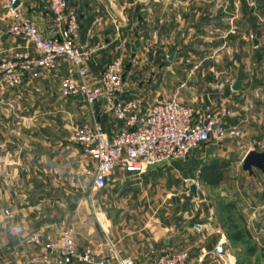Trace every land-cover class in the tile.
Returning <instances> with one entry per match:
<instances>
[{"label": "crops", "instance_id": "crops-1", "mask_svg": "<svg viewBox=\"0 0 264 264\" xmlns=\"http://www.w3.org/2000/svg\"><path fill=\"white\" fill-rule=\"evenodd\" d=\"M18 1L17 11L41 37L58 35L48 0ZM154 1L142 0L140 4L134 0H67L68 10L77 17L79 37L74 44L86 53L89 83L97 84L106 64L120 57L124 67L128 63L123 91L138 90V94L127 95V99L140 100V116L152 104L147 90L141 91L135 80L149 76L150 70L135 72L134 63L130 62L145 56L147 46L162 41L169 22L160 9L156 11ZM184 10L181 15L184 13L185 16ZM181 15L176 16V22L183 24ZM10 22L0 0V61L24 49V43L9 33ZM66 77L73 78L74 70L67 60L59 59L53 69L40 68L25 74L18 87L9 88L0 83V264H45V260L52 264L65 228L72 230L79 250L88 248L106 258L127 257L133 264H153L163 252L181 250L184 246L190 249L192 260L201 264H235L226 260L224 248L225 255L213 254L219 242L207 250L201 241L205 232L197 228L188 209L183 218L168 216L169 210L178 212V207L168 204L167 186L155 183L166 173L162 168L142 174L140 180L146 182H132L133 175L120 166H116L109 176L117 180L119 175L127 177L126 182H117V190H127L133 202L136 191L143 192L140 199L146 198L143 201L151 208V215L144 219L132 216L136 210L123 205L121 199H113L114 205L105 209L103 193L107 184L102 190L92 189L94 159L86 155L80 145L70 142L69 132L75 123L87 121L92 116L98 118L109 137L123 130L125 125L114 117L102 98L85 111L82 102L62 96L60 84ZM237 81L243 83L240 91L230 87L211 95L204 92L201 98L204 97L206 103L228 107L229 117L225 124L244 128L245 137L241 143L245 145L249 140L257 139L251 133L261 130L257 111L261 110L258 106L264 101V92L247 86V78ZM13 142L33 145L31 149L26 146V150L21 151L10 145ZM248 150L245 146L241 161ZM216 155L210 156L215 158ZM190 156L189 153L182 161ZM83 172L88 174L87 182L80 179ZM190 181L195 182L181 181L185 184V195L196 199L199 186L195 182V197L189 193ZM178 195L177 201L190 203L188 198ZM4 210L11 213L12 219L4 215ZM14 223H29V233H41L42 240L28 243L10 236L6 227ZM222 237L224 235L218 239Z\"/></svg>", "mask_w": 264, "mask_h": 264}, {"label": "rangeland", "instance_id": "rangeland-1", "mask_svg": "<svg viewBox=\"0 0 264 264\" xmlns=\"http://www.w3.org/2000/svg\"><path fill=\"white\" fill-rule=\"evenodd\" d=\"M134 1H139L140 4L142 2ZM154 2L155 9L158 8L156 11L159 12L160 9L163 15L168 16L166 33L161 42L157 40L153 43L155 38L152 39L153 44L147 46L145 56H138L135 62H130L134 63L135 72L150 70L149 76H140L135 81L141 91L147 90L151 104L176 99L198 109L208 104L204 97L201 98L204 92L211 95L212 92L230 89L225 84L226 80L234 83L242 78H247V86L264 92V13L256 7L254 0ZM183 9L185 16L184 13L181 15ZM180 15L184 17L183 24L176 22V16ZM251 37L259 41L256 47L253 46ZM166 54L171 56L170 60L166 58ZM126 65L124 67L123 63V77ZM0 83L6 86L1 79ZM218 83L222 84L220 90L214 88ZM82 104L84 110L88 111L89 107L83 101ZM211 105L218 107L212 103ZM258 107L261 109L257 113L261 119L262 131L251 133L257 139L249 140L244 145L241 143L245 137L244 128L238 127L242 131V139L201 144L191 150L189 159L163 167L162 170L166 173L155 181L167 186L168 204L178 207V212H175L176 209L169 210L168 216L181 218L188 209L197 228L205 232L201 241L207 250L219 242L227 253L226 260H232L235 264H264V174L253 168V174L249 175L242 170L240 160L245 146L248 147L251 142L257 144L251 150L264 151V101ZM76 124L69 132L68 138L72 143H75L71 139L72 132L80 123ZM10 145L24 151L26 146L31 149L33 144L13 142ZM213 153L217 154L215 158L210 156ZM212 164L221 172V180L216 186L206 185L199 178L201 170ZM110 178L103 193L105 209L114 205L111 202L113 199H121L123 205L136 210L132 216L144 219L151 215V208L143 201L146 198L140 199L143 192L136 191V200L133 202L127 190H117V182H126L127 177L119 175L118 180L113 176ZM132 178L135 183L146 182L140 180L141 175H133ZM80 179L87 182L88 174L83 172ZM182 179L198 183V198L185 195L186 188ZM178 194L188 198L190 203L177 201ZM116 203L119 204L118 201ZM29 225L21 224L22 235L12 234L8 225L6 231L10 236L26 242L24 236L30 232ZM220 235L224 237L218 239ZM181 249L186 250L192 258L189 248L184 246Z\"/></svg>", "mask_w": 264, "mask_h": 264}, {"label": "built area", "instance_id": "built-area-1", "mask_svg": "<svg viewBox=\"0 0 264 264\" xmlns=\"http://www.w3.org/2000/svg\"><path fill=\"white\" fill-rule=\"evenodd\" d=\"M53 15V26L58 35L41 37L35 27L17 9L11 7V0H2V7L11 18L9 33L24 43V49L0 61V79L9 87L20 86L22 77L36 69H53L59 59L67 60L74 70V77L61 80L60 93L67 97L81 94L83 103L91 107L104 99L109 110L125 128L109 137L98 118L92 116L80 123L72 132L71 139L80 145L84 153L94 159L91 172L92 189L102 190L116 166L133 175H142L151 169H160L185 159L191 150L204 143H219L225 139H242V131L236 126H226L229 111L225 106L214 107L211 103L196 109L176 99L153 103L140 116V100H120L123 86V62L120 57L106 64L97 84L88 81L89 70L85 65L86 53L75 46L79 37V26L74 12L68 10L67 0H48ZM29 47L32 50H29ZM226 85L233 84L225 81ZM220 90L222 84H215ZM249 143L248 149L255 148ZM1 150V149H0ZM4 215L12 219L11 213ZM14 235H22L21 224L10 227ZM25 240L38 243L39 232L29 233ZM49 240V238L47 239ZM60 246L52 264H133L127 257L106 258L94 254L90 249L79 250L72 230L65 228L59 238ZM45 264L48 262L45 260ZM153 264H201L194 261L184 250H169L159 255Z\"/></svg>", "mask_w": 264, "mask_h": 264}, {"label": "water", "instance_id": "water-1", "mask_svg": "<svg viewBox=\"0 0 264 264\" xmlns=\"http://www.w3.org/2000/svg\"><path fill=\"white\" fill-rule=\"evenodd\" d=\"M19 6V1L18 0H11V7L16 9ZM253 46L256 47L259 43V41L256 38L251 37ZM133 47V46H132ZM168 59H171V56L168 55ZM243 83L241 81H235L231 89L233 91H240L242 88ZM138 90H130V91H123L120 94L119 99L120 100H126L127 95L130 94H138ZM68 99L74 100L77 102H82L83 97L81 94H76V95H71L67 96ZM241 168L243 171L248 172L249 175L253 174V168L259 170L262 174H264V151H256V150H248L244 157L242 158L241 162ZM189 187V193L192 194L193 196L197 197V186L195 182L190 181L188 184ZM198 227V226H197ZM214 255L217 256H223L225 255V251L223 250V247L221 244H219L213 251Z\"/></svg>", "mask_w": 264, "mask_h": 264}, {"label": "trees", "instance_id": "trees-1", "mask_svg": "<svg viewBox=\"0 0 264 264\" xmlns=\"http://www.w3.org/2000/svg\"><path fill=\"white\" fill-rule=\"evenodd\" d=\"M256 7L263 10L264 13V0H254ZM200 180L205 182L207 185L216 186L221 180V172L216 167L212 166L203 168L200 173Z\"/></svg>", "mask_w": 264, "mask_h": 264}]
</instances>
